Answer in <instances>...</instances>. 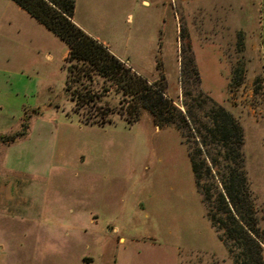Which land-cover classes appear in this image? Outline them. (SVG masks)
<instances>
[{
	"label": "rangeland",
	"instance_id": "1",
	"mask_svg": "<svg viewBox=\"0 0 264 264\" xmlns=\"http://www.w3.org/2000/svg\"><path fill=\"white\" fill-rule=\"evenodd\" d=\"M93 2L104 10L113 4L76 0V16L83 19ZM171 2L166 38L174 40V15L179 67L171 56L159 69L165 94L182 109L179 32L187 34L194 20ZM191 38L200 57V89L223 108L247 104L258 119L263 64L246 69L238 45L225 46L219 62L214 60L219 50L204 55L210 49L200 52ZM65 56L57 37L9 0H0V135L6 140L21 124L27 127L23 137L0 141V264H232L207 221L179 135L156 126L142 109L129 121L128 98L109 81L92 76L67 82ZM228 65L244 68L243 79L230 89ZM155 67L134 69L152 80ZM72 94L80 101H72ZM88 96L91 102L85 104ZM254 128L242 131V152L264 233V141ZM262 249L264 257V244Z\"/></svg>",
	"mask_w": 264,
	"mask_h": 264
},
{
	"label": "trees",
	"instance_id": "2",
	"mask_svg": "<svg viewBox=\"0 0 264 264\" xmlns=\"http://www.w3.org/2000/svg\"><path fill=\"white\" fill-rule=\"evenodd\" d=\"M66 47V81L91 80L97 76L111 82L128 98L129 121L139 110L149 112L156 126H168L186 147L193 185L201 197L207 221L229 255L232 264H264V233L258 227L242 152L243 132L238 121L222 105L200 89V79L187 34L181 49V107L165 94V80L156 62V79L138 74L118 60L98 40L85 34L73 21L74 0H9ZM240 47L241 43L237 44ZM241 49V48H240ZM243 66L232 68L229 89L243 79ZM233 71V72H232ZM72 101L80 100L71 95ZM83 97H81L82 99ZM90 103L92 97L84 98ZM102 126V122H84ZM9 144L26 133L25 124Z\"/></svg>",
	"mask_w": 264,
	"mask_h": 264
},
{
	"label": "crops",
	"instance_id": "3",
	"mask_svg": "<svg viewBox=\"0 0 264 264\" xmlns=\"http://www.w3.org/2000/svg\"><path fill=\"white\" fill-rule=\"evenodd\" d=\"M174 1L180 5L181 12L185 17L193 16L194 23L190 22L187 36L196 66H198L200 57L193 48L191 34L199 44L200 52L205 48L210 49L204 50V55L210 53L211 50L212 55H215L219 50V56H214V60L221 61L220 54L225 46L235 48L240 42L242 46L240 55L247 63L246 69L249 70L251 64L253 67H258L262 63L260 0ZM171 3V0H113V4L104 10L96 8L94 6L96 3L93 2L92 9L85 10L83 19H81L76 16L77 3L74 0L73 21L80 27V30L106 46L118 60L131 66L133 70H135L134 67L143 65L152 64L155 66L158 60L164 66L171 56L179 67L177 56L179 27L174 15V40L171 43L166 38L169 28L168 26L165 28V19L168 20L172 15L170 12ZM145 7L150 9L147 11L139 9ZM95 12L98 14H94ZM132 14L135 16L134 22ZM209 59L213 60V56H210ZM230 69L231 66L228 70ZM179 94L178 88L175 97ZM225 103H227L226 100ZM259 106L255 108L258 119L254 118L253 112L245 103L229 104L225 108L238 120L243 132L245 128L255 127L260 130L258 141H264L262 133L264 130V105ZM259 143L262 149V143Z\"/></svg>",
	"mask_w": 264,
	"mask_h": 264
},
{
	"label": "water",
	"instance_id": "4",
	"mask_svg": "<svg viewBox=\"0 0 264 264\" xmlns=\"http://www.w3.org/2000/svg\"><path fill=\"white\" fill-rule=\"evenodd\" d=\"M261 1V32H260V45H261V58L264 67V0ZM264 73V70H263Z\"/></svg>",
	"mask_w": 264,
	"mask_h": 264
}]
</instances>
